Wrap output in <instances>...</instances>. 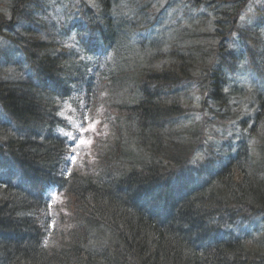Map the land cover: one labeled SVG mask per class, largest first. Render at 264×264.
Returning <instances> with one entry per match:
<instances>
[{"label":"trees","instance_id":"16d2710c","mask_svg":"<svg viewBox=\"0 0 264 264\" xmlns=\"http://www.w3.org/2000/svg\"><path fill=\"white\" fill-rule=\"evenodd\" d=\"M252 1L90 0L80 19L64 21L49 14L52 0H0V159L29 163L39 175L32 198L48 205L32 212L16 204L29 214L31 236L6 241L0 264H264V85L248 77L241 87L227 72L249 57L254 72L264 71V37L240 28ZM257 18L264 26V11ZM169 69L192 77L195 94L215 105L199 120L234 123L241 157L221 171L211 149L193 162L204 148L193 142L196 120L168 125L170 110L145 116L154 109L125 100L131 75L164 81L174 77ZM231 98L247 108L238 123ZM126 107L133 113L118 115ZM88 124L94 158L72 170L64 156ZM223 146L231 158L232 140ZM149 183L160 203L146 208L140 189ZM12 186L0 181V211L19 190Z\"/></svg>","mask_w":264,"mask_h":264},{"label":"bare ground","instance_id":"6f19581e","mask_svg":"<svg viewBox=\"0 0 264 264\" xmlns=\"http://www.w3.org/2000/svg\"><path fill=\"white\" fill-rule=\"evenodd\" d=\"M258 58L264 59V56H260ZM251 62L252 60H250V57H249L247 59H244L243 61H240L239 64H236V65L235 63L229 64V66L227 67V72L228 74H232L231 78H233L235 74L239 76L246 75L249 78L253 77L256 79H258L259 77L261 81L260 86L264 85V71L261 69L260 73L254 72L252 66L250 67ZM164 67L171 68V65H165ZM168 71L171 74H173L174 72L173 69H169ZM156 75L158 76V78L161 76L157 70H156ZM173 75L174 77L170 80L166 79L164 81H155V82L151 80H144L143 83L141 82L138 76H136L135 74L131 75L130 83L129 85H127V88H126V91L129 92V95L128 96L124 95V98L126 101L131 102V105L137 101L139 102L141 106L147 103L149 107L148 109H151V108L154 109V107L156 109L157 107H160L163 114L167 113V111L170 110L169 111L170 114H167V121L165 122V124L168 123V125H170L173 122V120H176L178 118H181L184 122L188 124L194 123L195 118H193L191 114H193V112L195 111L194 109H196V106L197 107L200 106L201 108L199 109L205 112L206 111L209 112V111L216 109L213 102H211V100L209 101L207 100V97H205L206 95L196 96L193 87L189 85V82L191 81L190 78L192 77H188L187 80H184V79L179 78L175 74ZM18 80L19 79L6 80L3 82H4V85L8 84L9 86L10 85L16 86L19 82ZM230 86H231V82L227 83V86L223 89L222 95L219 96V99L220 97L226 96L227 94L226 92H230V89H229ZM25 92H27V94L28 93L30 94L29 90H25ZM158 92H162L163 94H158ZM141 93H143L145 97L143 102H140L142 99ZM258 100H261V99L259 98ZM169 102H171V105L169 104ZM230 104L232 107H231V111H229L230 113L228 112L229 117L231 116L233 117V115H236L235 118L237 119L236 122L238 123L243 116H246V109H247L246 105H243L241 106L240 109H238V106L235 105L236 103L232 104L230 102ZM171 106H173V110L170 109ZM155 109L154 111L147 112L144 115L146 116L148 114H154ZM120 110H122L118 112V115L120 116L127 115L128 113H133V111H130L131 109L127 107L124 109H120ZM54 111H56L57 114L60 113V111H58L57 109H55ZM220 111L222 112L223 108H221ZM258 111L260 112L262 111L261 106L259 107ZM92 113H97V112H92ZM60 115L63 116L61 120H64L65 118H67L66 121H68L69 124L76 123L75 117L67 116L65 113H62V112L60 113ZM213 119L210 121L199 120L198 125L200 126V132H199L200 138L198 140H193V142L194 143L198 142L197 144L199 145L201 144V146L204 147L200 153H202L204 150H209L208 152H211V151L213 152L211 157H212V162L213 163L215 162L216 164L214 168H216L218 171H221L222 168L225 165L229 164V162H231L234 158L241 157L239 155L240 152L238 151V146H237L239 143V140H238L239 135H238V132H236L235 128L233 130L230 129L229 132H227L225 130V126L223 125L222 127L219 126L218 121L216 120L217 118L215 119V117H213ZM221 119H222V115H221ZM162 126L164 127L166 125L162 124ZM126 131H128V129ZM219 136L220 137L223 136L222 137L223 140L215 144L214 140L217 139ZM227 136H228V139L232 137L231 140H232L233 145L235 146L232 152L233 156H229L231 158L224 157L225 151H224L223 141L226 140ZM211 137H214V139L211 140L210 142L209 139ZM34 152L36 153L37 151H34ZM9 156L10 157H9L8 162L0 159V181H3L6 185H9V187H11L12 183H14L16 185V188H19V190L22 193L17 189V194H15L12 204L3 203L2 209L0 211V213L2 214V217L0 218V221L2 222L0 223V239L2 238V242H3L2 243L0 241V253H3L2 251L3 247L6 248L7 246L5 242L10 241L11 239H13V237L16 239H19L20 237H22L23 239L24 237L31 236V230L29 228V224L26 221V219L28 220V218L26 217V219H24L25 218L24 217L22 219L23 214H27V215L29 214L26 212H23L22 214V208L29 209L30 211L33 212L36 209L41 210L43 206L45 208L48 207L47 204L44 205V202H41L40 204H38L32 198V196H34L37 191L35 187V184L37 183L35 182V178L36 176H39V175L34 174L37 171L32 166H30L29 163H26L21 158L19 159L13 155H9ZM75 156H76L75 152H72L64 156L65 164L70 165L71 167L70 169L72 168L74 169L76 166ZM201 160L203 159H201L200 156L198 157L197 154L193 157V162H197ZM209 165H210L209 163L206 164L207 167ZM32 174H34L35 176ZM181 175H184V174L181 173ZM37 179L39 180V178ZM39 181L42 185L45 184L44 178L41 177ZM33 182H34V187H30L32 186ZM163 184L164 182L160 180L154 186L156 187V189H158L162 187ZM152 187H153V184L150 185L149 183L147 185L142 186V188L140 189L141 190L140 191L141 203H142V206L146 208H150V206L154 204L158 205L160 203L159 202L160 196L158 192H156L153 189L154 187L153 188ZM18 202L21 203V205L23 203L22 208L17 207L18 205L16 204ZM49 212H51L50 209H49ZM5 227H7L8 229L9 228H12V229L15 228V229H13V231H6ZM38 244L42 246L43 241L41 240Z\"/></svg>","mask_w":264,"mask_h":264},{"label":"rangeland","instance_id":"374dc122","mask_svg":"<svg viewBox=\"0 0 264 264\" xmlns=\"http://www.w3.org/2000/svg\"><path fill=\"white\" fill-rule=\"evenodd\" d=\"M83 1L84 2L87 1L88 4L90 2V0H52V2L50 4V8L48 9V12L52 16L59 14L60 17L62 19H64V21H66L65 18L67 17V15L70 16V20H78L81 17L80 8L83 7L82 6ZM183 1H186V0H183ZM178 2H181V0H178ZM170 10H172V8H170ZM182 10H184V9H182ZM257 10L264 11V0H253L250 3L249 8L245 12V14H243V16H242L243 19L240 18V28L242 30L248 31L249 29L253 30L254 27H255V29L257 27V31H259L262 34V36L264 37V26L257 25V23H258ZM1 15H2V12H1ZM185 15H186V13H185ZM185 15H183V13H181L179 18L184 20ZM4 17L5 16L2 15L1 18L4 19ZM170 17L171 16H169V19H170ZM56 23H60V22L56 21ZM197 23H198L197 21H194L193 24L189 25L190 31L197 29L196 28V26H198ZM239 34L240 33L237 32V35H235V36H238ZM232 82L239 84L241 87H243V86L249 87V85H250V82L248 81V77L246 75H240V76L237 75L236 81H235V79H233ZM231 103L232 104H234V103L240 104L239 100L233 101L232 98H231ZM199 108H201V107L196 106V109H194L195 111L193 112V114H191V116L193 118H195V120L197 122H199V119H201L202 116H204L201 112L202 110ZM87 121H88V119H87ZM227 128H228V130L225 129L227 132H229L230 129L233 130L234 129V123L231 124L230 126H228ZM79 132L81 134V137L79 139L80 143L76 147H74V149H73L74 152L76 153L75 161L80 160L84 155L87 156L88 160L92 161L94 158V155H90V154L92 153L91 150H93L92 147H93L94 142H93L91 135L95 134V133H93V132H95V129H94V127H92L91 125L88 124L87 126H82ZM89 134H90V136H89ZM222 137L223 136H221V137L219 136L217 139H215L214 140L215 144L221 142L223 140ZM213 139H214V137H211L209 139L210 142ZM230 139H232V137H230L228 139V136H227L226 140H230ZM208 151L209 150H204L202 153H198L197 156L198 157L200 156L201 159H205V157H207V155H208Z\"/></svg>","mask_w":264,"mask_h":264},{"label":"snow or ice","instance_id":"6c2138e0","mask_svg":"<svg viewBox=\"0 0 264 264\" xmlns=\"http://www.w3.org/2000/svg\"><path fill=\"white\" fill-rule=\"evenodd\" d=\"M241 19H243V17H241ZM73 159H74V157H73Z\"/></svg>","mask_w":264,"mask_h":264}]
</instances>
